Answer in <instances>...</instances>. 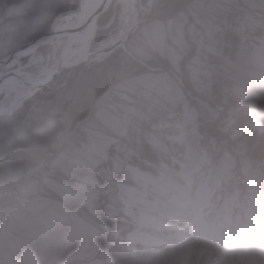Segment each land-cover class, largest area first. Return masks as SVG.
Returning a JSON list of instances; mask_svg holds the SVG:
<instances>
[{
  "label": "rangeland",
  "instance_id": "rangeland-1",
  "mask_svg": "<svg viewBox=\"0 0 264 264\" xmlns=\"http://www.w3.org/2000/svg\"><path fill=\"white\" fill-rule=\"evenodd\" d=\"M4 1L0 0V21L16 10ZM234 3L194 0L173 18L147 23L138 15L135 0H110L103 13L109 22L115 20L116 31L96 41V24L86 49L93 54L86 61L100 59L112 51L108 49L113 44L122 41L121 46L125 44L129 53L140 59L155 52L167 57L175 69L181 60L192 87L185 90L179 76L156 66L107 87L82 140L69 143L50 161L28 164V178L0 189V264H104L113 258L101 259L97 251L110 246L114 264H153L155 253L165 256L160 264H264V216L259 212L243 214L246 219L240 220L238 191L227 196L223 193V173L215 176V159L209 149L201 148L194 139L189 141V137L203 135L208 137L210 148H215L216 137L199 132L200 126L211 124L229 132L231 138L244 136L239 127L234 128L231 105H209L193 91H199L207 79L208 53L215 52L222 32L242 35L261 15L255 6L243 9ZM54 19L53 27L65 22ZM9 24L0 26V39L9 33ZM108 25L111 23L105 27ZM259 30L236 42L231 56L235 62H249L255 73L264 72L260 61L264 57V28ZM66 35L12 58L6 64L9 70L0 71V79L14 71L20 79L27 73L37 75L59 58ZM76 47L74 42L70 49ZM75 58L76 54L70 55L69 61ZM65 69L59 72L60 77ZM44 86H27L29 90L12 104L10 97L0 93V114L12 111ZM242 96L244 107L254 104L255 111L264 117V77L253 82ZM244 141L264 156V121L258 124L255 135L246 136ZM172 143L187 146L186 156L172 154L167 148ZM137 172L148 175L147 182L135 176ZM163 183L167 187L161 186ZM173 185L179 190L180 204L195 209L191 216L180 206L164 207ZM160 186L166 191L156 196ZM249 192L260 194L254 184ZM136 195L140 199L128 209L130 197ZM228 201H233L234 208H223ZM149 209L156 220L165 212L171 217H165V226L151 230L152 225L142 222ZM105 213L113 224L109 225ZM179 218L181 223L174 225ZM149 239L153 244L147 242ZM117 249L122 251L117 254Z\"/></svg>",
  "mask_w": 264,
  "mask_h": 264
},
{
  "label": "trees",
  "instance_id": "trees-1",
  "mask_svg": "<svg viewBox=\"0 0 264 264\" xmlns=\"http://www.w3.org/2000/svg\"><path fill=\"white\" fill-rule=\"evenodd\" d=\"M193 1L135 0V7L138 15L145 18V22L148 23L153 19L173 18L185 11ZM4 2L5 5L16 6L15 11L5 15L0 21V26H6L10 22L8 29L21 24L26 19L23 13L26 10L30 11L34 6L41 4L56 6L54 15L43 25L42 31L34 33L29 41L47 32L56 15L69 11L78 4V0H5ZM234 4L243 9L255 6L254 8L261 15L250 27H246L242 35L230 30L222 32L223 37L217 43L215 52L208 53L210 65L207 79L199 91L197 88L193 91L209 105L224 107L231 105L236 118L234 128L239 127L244 136L231 138L229 132L219 131L215 124H211L209 127L200 126L199 132L214 135L215 148H210L208 137L203 135L196 139L189 137V141L192 142L194 139L195 144L209 149V154L215 159V176L223 173L220 187L223 193L233 190H237V194L247 193L251 184L257 187V191L264 193V162H261L264 156L248 147L247 142L244 141L246 136L252 138L255 135L258 124L264 121V117L261 111H255L254 104L250 103L249 106L244 107L242 100V94L253 82L262 79L264 72L255 73L249 68V62L243 60L235 62L231 58L236 42L257 34L260 28H264V0H235ZM105 15L106 13H103L97 20L96 41H102L116 31L115 20L109 22L110 18ZM106 23H111V26L105 27ZM153 66L162 71L169 70L175 73L180 77V84L185 90L186 87H192L181 60L178 69H175L165 56L151 52L149 57L140 59L130 54L124 44V47L119 45L98 60L85 61L65 69L60 73L61 77L58 75L59 77L25 98L12 111L0 114V189L14 187L28 178L25 176L28 174V164L50 161L69 143L82 140L88 122L94 118L95 108L102 92L126 77L146 72ZM188 101L194 104L193 100L188 99ZM244 121L248 123L243 126ZM167 148L172 154L180 152L186 156L188 152L187 146L178 143H172ZM224 154H227L226 157ZM225 165L229 167L226 171ZM14 171L16 174L11 176ZM213 195L215 196L216 193ZM106 217L110 222L109 225L113 224L114 220L110 221L107 215ZM118 250L122 251L117 249V254L120 253ZM113 255L111 246L97 251V257L101 259H105L106 256L114 259ZM113 259L111 262L106 259L107 262L104 264H114Z\"/></svg>",
  "mask_w": 264,
  "mask_h": 264
},
{
  "label": "water",
  "instance_id": "water-1",
  "mask_svg": "<svg viewBox=\"0 0 264 264\" xmlns=\"http://www.w3.org/2000/svg\"><path fill=\"white\" fill-rule=\"evenodd\" d=\"M92 1L93 0H82L81 3L75 9H73L72 11L68 13L76 17V20H77L76 25H70L69 27L66 25H63L59 28L51 26L49 31L37 36L38 39L36 37L35 39L25 43L23 50L18 55H14L11 58L7 57V58L0 59V63L7 64L12 58L22 56L24 55V53H27V52H32L36 46L43 44L45 42H48L52 38L60 36L65 33L69 37H72V40L68 42V44H64L59 54V59L55 63H53L51 66H49L50 68L48 69V74L44 78L39 79L38 81H35V80L26 81L20 78L18 79L16 78V79L22 81L25 85L29 87L33 86L34 88H39L41 86L48 84L50 81H52L62 69L70 68L76 64H80L86 61L89 55L93 54V52L86 53V49L88 47V43L90 39L93 37L95 33L97 19L104 12V10L107 8L108 3L110 2V0H95V3L92 4ZM86 4H88L87 7H90V11L87 14L83 13V16L80 18L77 17V13ZM59 17H60L59 15L56 16L54 21L59 19ZM82 29H84V32L83 34L82 33L80 34L79 31ZM76 37L77 38L81 37L84 40V42L81 43L78 47L79 52L70 49L74 43L73 40L76 39ZM121 42L122 41H117L108 50H111L116 45H121L120 44ZM73 54H76L77 58H75L72 61H69V60L67 61L68 57ZM30 75H31L30 73L29 74L27 73L26 77H29ZM15 76H17V71L13 72V76L12 74L4 75V77L0 79V84L2 82L8 83L10 80H14Z\"/></svg>",
  "mask_w": 264,
  "mask_h": 264
},
{
  "label": "bare ground",
  "instance_id": "bare-ground-1",
  "mask_svg": "<svg viewBox=\"0 0 264 264\" xmlns=\"http://www.w3.org/2000/svg\"><path fill=\"white\" fill-rule=\"evenodd\" d=\"M93 3H95V0H93L92 1V4ZM88 6V4H86V5H84L83 7H82V9H80L81 10V13H79V14H77V17H82L83 16V13H85V14H87L89 11H90V7H87ZM73 18H75V19H73ZM59 20H65V22H63V23H61L60 25H59V27H61V26H63V25H66V26H70V25H76V23H77V20H76V17H74L73 15H71V14H66V15H61L60 17H59ZM58 26V25H57ZM81 34V33H80ZM82 34H83V32H82ZM72 40V37H69L68 35H66V38H65V40H64V44H68V42H70ZM74 42H76L77 44H78V47H79V45L81 44V43H83L84 42V40L81 38V37H79V38H77L76 37V39H74L73 40ZM77 48V47H76ZM75 51H77V52H79V50H78V48L75 50ZM70 57V56H69ZM69 57H68V59H67V61L69 60ZM59 59V58H58ZM57 59V60H58ZM56 60V61H57ZM55 61V62H56ZM260 61H261V63H263V65H264V57H261L260 58ZM54 62V63H55ZM51 66V65H50ZM50 67H45V68H42L41 70H40V72L37 74V75H35V76H33V74L32 75H30L29 77H25V78H23L24 80H26V81H38L39 79H42V78H44L47 74H48V69H49ZM12 76H13V73H12ZM17 79H18V77L17 76H15ZM17 79H14V80H10L8 83H5V82H2L1 84H0V92L2 93V92H4L5 93V95H6V98L7 97H10L11 98V101H10V104H12L13 102H15V101H17L21 96H23L28 90H29V87H27V85H25L22 81H20V80H17ZM3 107V105L2 104H0V112L2 111V108ZM135 176H140L142 179H143V182H147V180L149 179V177H148V175H145V174H142V173H139V172H137V173H135ZM167 184H165V183H163V184H161V186H165V187H167L166 186ZM159 187V188H156V189H158V191H157V193L155 194L156 196H158L159 194H161L162 192H165L166 190L163 188V187ZM174 186V187H173ZM173 186H171V189H170V191L168 192V196H167V199L165 200V202H164V207H175V206H180V208L183 210V209H185V210H183V213L186 215V214H188V215H192V214H194V211H195V209L194 208H192V209H189L187 206H182L181 204H180V197H179V190H178V188L175 186V185H173ZM170 188V187H169ZM140 198L136 195V196H134V197H130V199H129V206L130 207H128V209H131L132 208V206H134L135 205V203L139 200ZM152 205H155V202H152ZM167 208H165L164 210H166ZM162 214V213H161ZM165 216L164 217H160L159 219H154V216H153V212L149 209V210H147V212H146V214L145 215H143L142 216V222H143V224L144 225H152V227L153 228H151V230H155V229H158V228H160V227H163V226H165L166 225V221H167V219H165V217L167 216V218L168 217H171L170 216V214H168V213H163ZM181 220H180V218H179V220L178 221H175L173 224L174 225H178L179 223H181L180 222ZM149 244H153V241H152V239H149L148 241H147ZM195 244V243H194ZM197 245H199L198 243H196ZM195 244V245H196ZM154 259H153V264H160L161 263V261L163 260V258L165 257L164 255H159L158 253H155L154 254ZM146 264V263H145ZM171 264H176V263H171Z\"/></svg>",
  "mask_w": 264,
  "mask_h": 264
},
{
  "label": "snow or ice",
  "instance_id": "snow-or-ice-1",
  "mask_svg": "<svg viewBox=\"0 0 264 264\" xmlns=\"http://www.w3.org/2000/svg\"><path fill=\"white\" fill-rule=\"evenodd\" d=\"M55 8V5L41 4L34 6L30 11L26 10L23 13L26 19L12 27L5 38L0 39V50H11L9 58L18 55L33 34L42 31L43 25L54 15Z\"/></svg>",
  "mask_w": 264,
  "mask_h": 264
},
{
  "label": "clouds",
  "instance_id": "clouds-1",
  "mask_svg": "<svg viewBox=\"0 0 264 264\" xmlns=\"http://www.w3.org/2000/svg\"><path fill=\"white\" fill-rule=\"evenodd\" d=\"M10 54L11 50H0V59L7 58ZM9 68L10 65L0 63V71L7 72ZM254 201H258V203H254ZM237 207L239 209L238 218L240 213L251 216L259 212L261 216H264V193H260L258 196L253 192L238 193Z\"/></svg>",
  "mask_w": 264,
  "mask_h": 264
}]
</instances>
